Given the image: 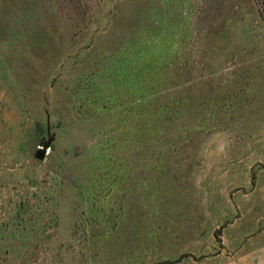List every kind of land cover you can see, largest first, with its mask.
Here are the masks:
<instances>
[{"label":"rangeland","instance_id":"374dc122","mask_svg":"<svg viewBox=\"0 0 264 264\" xmlns=\"http://www.w3.org/2000/svg\"><path fill=\"white\" fill-rule=\"evenodd\" d=\"M0 264H264V0H0Z\"/></svg>","mask_w":264,"mask_h":264},{"label":"water","instance_id":"95a60500","mask_svg":"<svg viewBox=\"0 0 264 264\" xmlns=\"http://www.w3.org/2000/svg\"><path fill=\"white\" fill-rule=\"evenodd\" d=\"M45 149H46V146L44 148H39L36 152V157L37 158H43V156L45 154Z\"/></svg>","mask_w":264,"mask_h":264}]
</instances>
